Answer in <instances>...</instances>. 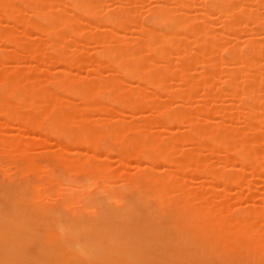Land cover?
I'll use <instances>...</instances> for the list:
<instances>
[{
	"label": "bare ground",
	"instance_id": "6f19581e",
	"mask_svg": "<svg viewBox=\"0 0 264 264\" xmlns=\"http://www.w3.org/2000/svg\"><path fill=\"white\" fill-rule=\"evenodd\" d=\"M52 1L59 0H48L46 7L42 5L38 8L34 7L37 0H0V15L13 23L23 24L27 29H38L41 38L46 39L59 28L57 23L60 22L64 25L59 29L74 30L77 20L94 16L91 10L104 0H65L75 14L66 16L57 11L53 14L46 13L44 21V18L28 19V13L24 18L14 11L15 2H21L30 6L32 13L37 14L43 7L45 11L49 10ZM124 1L129 3L130 0ZM244 1L207 0L205 9L210 8L223 17H220V23L217 22L219 25L216 26L207 13L204 14L206 18L203 16L205 19L197 21L189 14L194 0H158L156 5L148 9L150 15L144 25L141 21L131 19L129 5L126 8L119 2L114 4L112 9L116 8V13L101 18L103 25L125 29L129 24L135 23L133 25L139 27L140 36L135 37L136 40H132V43L124 40L123 43L111 46L106 40L110 33L94 34L95 38L92 36L94 39H91L90 36L91 41H88L98 43L101 48L97 47L99 50L95 49L93 57L90 55L91 59L88 61L95 63L94 65H108L121 76L133 77L136 85L124 94L119 93V87L114 85L110 76L87 83L72 77L75 74L71 72L72 65L85 60L84 48H77L79 51L73 53L66 51L63 46L49 49L44 44L39 45L37 39L40 37L35 39L23 32L20 33L21 36L15 37L8 26H0V41L12 46L11 52L3 56L4 59L15 61L19 54H29L40 56L39 65L61 63L64 69L58 68V74L54 77L52 75L50 78L53 79L46 82L55 85L58 92L73 94L80 100L77 102L80 107L69 111L74 109L73 102L61 99L55 91L39 90L37 86L39 102L32 96V82L39 83L44 79L28 77L23 74L25 72H18L12 67H0V82H4L0 88V126L6 130L4 133L0 132V264H264V226L257 225L264 221V205L228 211L224 197L211 200L206 192L208 187L215 189L214 186L212 188L215 181L219 183L217 188H221V184L225 186L231 183L232 174L225 172V176L220 171L218 174L215 172L218 170L213 167L203 171V167H200L202 158L199 163L189 162L197 156L199 149L207 147L210 154H215L221 144L223 148L219 150V155H215H218L219 160L226 157V153L222 154L221 151H226V139L230 135L225 136L224 124L222 128H217L216 125L215 129L207 122L193 120L192 107L188 105L193 92L203 91L200 100L202 103L199 105L212 101L219 94L217 88L209 82L212 79L211 65L209 62L202 65L204 69L199 72L203 79L201 84L196 83L195 77L194 82L192 75L184 73L179 78L180 87L172 89L162 83L169 67L167 62L162 64L159 71L144 73L139 58L140 53L146 49L156 53L165 35L176 36L177 32L182 33L181 36L191 35L195 38V47L180 56V61L175 64L176 68L184 70L187 64L202 58V54L213 46L220 32L227 29L229 32L233 27L236 31L234 33L232 29L231 35H236L239 30L244 34L243 25L240 24L242 29L234 27L237 15L248 20L250 26L244 27L246 31H250L245 34L264 31V0H253V3L256 1L260 6V11H250L248 3L252 0H247L248 3ZM171 5L178 6L179 9L173 11ZM34 14H30L31 17L37 18ZM138 27L135 29L138 30ZM252 30L254 31L251 32ZM149 33L159 36L151 44L148 43ZM23 36L26 37V44L20 45L18 39ZM254 36L248 40L244 35L242 40L246 42L247 39V42L242 44V49L229 50L222 58L226 64L225 70H228L227 77L225 76L229 80L225 90L227 98L232 99L231 101L234 98L239 102V88L243 93L239 104L252 111L261 100L254 93V87L258 84L254 77L257 69L255 65L259 61L256 58L260 55V59L264 58V48L259 36H255V39ZM114 39L119 41L118 37ZM171 46L178 48L177 44ZM15 47L19 53L13 50ZM83 47L86 49L87 46ZM240 65H246L243 71L245 70L244 77L248 83L245 82L247 85L244 88L233 81V74L239 70L237 67ZM76 76L82 77L78 74ZM19 77L24 78L29 85L19 83ZM151 84L154 85L152 89L155 88L166 97L147 103L151 93L149 96L144 95L142 89ZM230 99L229 104L226 101L227 106L233 104ZM59 101L62 103L61 108H58ZM171 101L176 103L167 110L166 105ZM112 104L120 106V111L122 109L127 112L149 108L150 115L146 117L145 114H138L139 117L133 115V118L131 113H127L132 119L127 116L126 120L123 119V116L126 117L124 111L120 112L117 108L114 112L120 116L119 121L109 120L103 124L100 119L96 123L89 121L87 112L112 108L109 106ZM224 104L220 105L218 112L226 108ZM4 119H9L11 124L7 125ZM151 123L155 128L183 123L187 125V130L183 133L179 129L171 130L172 132L167 130L170 132L168 139L155 141L148 136L155 134V131H145ZM13 128L18 132L11 133ZM44 134L56 136L55 140L62 143L63 147L54 153L38 152L35 149L29 154L28 140H39ZM211 135L216 136L215 143L210 142ZM42 140L45 141L44 138ZM263 140L264 131L258 141ZM45 142L53 143L48 140ZM183 142L189 146L184 148V144V149L179 147ZM77 144L83 145L86 152L68 150V147ZM238 150V153L240 150L243 152L241 155L237 153L238 159L245 165H250H247L250 171L246 170L251 175L264 173V158L260 159L254 150L244 146ZM237 151L231 152V155L234 156ZM83 153L85 156H82ZM113 154L120 156L121 167H113L108 163V157ZM231 155L225 159L236 156L232 158ZM130 160L139 163L135 170L126 168ZM204 160L202 163L206 162ZM164 162L180 166L179 177L187 170L190 171L183 167L193 163L195 169L193 167L192 170L196 174L204 173L210 177L207 181L209 184L188 187L178 183L174 181V172L159 168ZM242 170L241 177L236 181L237 185L243 181L242 176H246V170ZM249 192V199H252L255 193L253 190ZM193 201L196 204H192ZM233 255L237 257L231 258Z\"/></svg>",
	"mask_w": 264,
	"mask_h": 264
},
{
	"label": "rangeland",
	"instance_id": "374dc122",
	"mask_svg": "<svg viewBox=\"0 0 264 264\" xmlns=\"http://www.w3.org/2000/svg\"><path fill=\"white\" fill-rule=\"evenodd\" d=\"M127 1H129V0H127ZM133 1L130 0L128 3L124 0H104L100 4H97V6H95L93 8V10H91L92 14L94 16L83 18L81 21L77 20L78 24H75V26L73 28L74 30H67V29L61 30V29H59V28L63 27V25H64V23L60 22V23H57V25L59 26V28H58L59 30L56 29L55 31L51 32L54 34L50 33L51 35L49 34V36L46 39L41 38L42 35L38 29L37 30L27 29L23 24L20 25L18 23H13V22L7 20L8 18L7 19L5 17L3 18L1 15H0V26L1 25H2L1 27H3V25L8 26L9 29L12 32H14L15 37L18 35L21 36V34H22L21 32H23L26 36L29 35L32 38L35 37V39L37 37H40L37 39V41H39V45L44 44L49 49H55L59 46H63L66 51L73 53V52L79 51V50H77V48H82L81 50H83V48H84L83 51L85 52V56H84L85 60L76 64V65H72L71 72L75 73L74 76L72 75V77L76 80H79L80 82H86L87 83L89 81L90 82H97L98 79H100L102 77L105 78V77L110 76V77H112L111 79H112V82H114V85H117L119 87V90H120L119 93L124 94V92H129V91H127L128 89H132L134 87V85H136V83H137L136 80L133 77L121 76L117 70L113 71L114 68H112L113 70H111V68L108 67V65L107 66L106 65L99 66L96 64L97 65L96 66V65H94L95 63L91 64V61L90 62L88 61L89 58L91 57L90 55H92V54L94 55V53H95L94 50L95 49L99 50V48H101V47H99L100 45H97L98 43L97 44L94 42L91 43L90 38L94 39L96 36L94 34H97V33L100 34L103 32H107V33H110L108 35V37L106 38L108 45L112 46V45H115L117 43H123L124 40L128 41L129 43H132V40L134 42L136 40L135 37L136 38L139 37L140 34H139V27L138 26L135 27V25H136L135 23L129 24L131 22V20H130V22H128L129 25L125 29H120V28L114 27L112 25H109V26L105 25L104 26L103 22L100 20L105 15L116 13L114 11L116 8L112 9V7H114V4L116 5L119 2L122 5H124L126 8H127V5H129L128 8L130 7V10H131L130 13H131V19L132 20H134L136 22L141 21L142 25L146 24L147 18L149 17L148 15H150V12H149L150 10H148V9L151 8V6H154L155 3H158V0H137L134 2ZM206 1L207 0H194L195 3L193 2L194 4L192 7V10L190 7L189 14L192 17H194V19L197 21V19L198 20L201 18H202V20L205 19L207 17L205 15L207 13V15L210 16L209 19L211 21H213L215 23V26H216L218 20L221 17V14L217 13L214 10H211L210 8L207 9V7L205 9V2ZM244 2L248 3L247 0H245ZM253 2H254L253 0L249 1L248 9L250 11H255V9H258L260 11V6H258V3L256 4V1H255V3H253ZM46 3L48 4V0H37L34 7L40 8V6H42V5H45V7H46ZM51 5H49V6H51L49 8V10L45 11L46 9H43V8H45V7H43L42 9L39 10V12L37 14H34V13H32L30 6L25 5L24 3H21V2H15L14 11L19 13V14H22L23 15L22 17H24V18L26 17L25 14L28 13L27 14V16L29 15L28 19L40 20L41 18H44L43 21L47 18V14H53L56 11L63 14V15H66V16H68L70 14L71 15L75 14V11L71 9L70 4L65 0L52 1ZM172 8H174L173 11L179 9L178 6H175V7L172 6ZM47 9H48V6H47ZM262 9L263 8H261V10ZM112 10H113V12H112ZM208 12H210V13H208ZM30 14L31 15L32 14L37 15L38 17L32 18ZM203 16H205V18H203ZM221 18H223V17H221ZM247 21H246V18L244 16H238L237 15L236 19L234 21V25H236V26H234V25H232V26H234L235 28L237 26H239V28H240V27H242V26H240V24H241V25H243L244 31L249 32L250 30L248 27L250 25ZM218 23H220V21ZM133 24H135V25H133ZM237 24H239V25H237ZM90 25H93V26H90ZM217 25H219V24H217ZM244 25H248V27L247 26L246 27L248 28L249 31H246ZM137 27H138V30L135 29ZM230 28H231V26H230ZM230 28H229V30H230ZM77 29L79 31V34L82 33V34H80V37H79V34H77ZM232 29H234V28L232 27ZM240 29H242V28H240ZM84 31H86V33ZM230 31L228 32V29H227V30H225V32H220L219 35L217 34L218 36L215 38L216 40L214 41L213 46L210 48H207L205 50V52L202 54V58H199L198 61L191 62V63L187 64L185 66L184 70L176 68L175 64L180 61V56L185 55L191 49V47H195V44H193L195 38L191 35L181 36L182 33H179V32L176 33V36L165 35V36H163V38H162L163 42L157 48L156 53L153 54V53H151V50H147V49L140 53L139 58H140L141 63H142L141 69H142V71H144V73H147L148 71H151V70L159 71L160 69H162V64L167 62L169 67H168L167 72L165 73L166 76H165L164 80L162 81V83H164V85L173 89V88L180 87L181 81L179 78H180V75L181 74L183 75L184 73L187 75H192V78L195 77L197 79L196 80L195 78H193L194 82L196 80L197 84H201V80H203V79L201 78L199 72L202 70V68H203L202 65H204V62H209V64L211 65L210 71H211V75H212V79L209 82L211 83V85L214 88H217L216 90H218L219 94H217V96H215V98L212 101L205 102V103L199 105V103H202L200 100L202 99L201 93L203 91H200L201 93H198V91H196L201 97H199V95L196 94V92H193V95L189 98V104H188L190 107H192V110H191L192 115L191 116H192L193 120L198 121V122H207L210 124V126L212 125L213 127H215V129H216V125H217V128H220V127L222 128L223 124H224L225 127L223 128V130H224L225 136L230 135V138L226 139V140H228V142H227L228 147L226 148V151H223V150L221 151L222 154L226 153V157L231 155L232 153H234L235 150L237 151L239 148L242 149V146H244V147H247V148L254 150L256 152V154L260 157V159H263L264 158V140L259 142L258 139H259L260 134L264 131V58L260 59V58H262L261 55H260L261 57L260 56H257V58L255 57L256 59H259V61H258L257 65H255L257 67V69L255 70L254 77L258 81V84L256 85V87H254V89H255L254 93L257 96H260L261 100L257 104H255V106L253 107L254 111H252L250 108H247L246 106L244 107V105H242V104H239V102L242 101L241 95H243L242 90H240L239 88H238L239 90L237 89V95L239 96V97L238 96L237 97L238 98L241 97L239 99L240 100L239 102L236 101V99L234 100V98H233V101H231L232 99L227 98L228 94L225 93V90L227 87L226 82L229 81V80H226L228 70L227 71L225 70L226 64L224 63L222 58L225 57V55H227L226 53L229 50L238 51V50L242 49V44H245L247 42L246 38H248V40H249L250 38H252V35H255L257 38L259 36L258 39L264 48V31L252 30L251 32H253V31L254 32L252 34L246 33L247 35L245 34V32L243 34L241 32V30H239L236 33V35H234V34L231 35ZM232 31L234 32V31H236V29H234ZM91 32L93 34H91ZM239 32H241V33L239 34ZM58 33H61V34H58ZM84 34H86V35H84ZM87 34L88 35L90 34V35L88 36ZM149 34H150V36H148L149 37V40H148L149 44H151V42L154 38L159 37L156 33H153V34L149 33ZM81 35H83V36H81ZM244 35H245V37L247 36L245 38L246 42H244V40H242L244 38ZM92 36H94V38ZM255 36L253 37L254 39H255ZM84 37H86V38H84ZM87 37H88V39H87ZM114 37L115 38L118 37L119 41L116 42ZM25 39H26V37L23 36L22 38L18 39L19 40L18 43L20 45H25L26 44L24 42ZM88 40H90V41H88ZM242 41L244 43H242ZM172 44H177L178 48H176V49L173 48L171 46ZM83 45L87 46L86 49H85V47H83ZM97 47H99V48H97ZM11 50H12L11 45H9L8 43L0 41V55H1L0 56V67H3V69H7V68L11 69V67H12V69H14L18 72H25L23 74H25L28 77L33 76V77L39 78L41 80L44 79L45 81H40L39 83L38 82H32V87H31L32 96L35 97L39 102H40V98L36 94L37 86H39V90H43V91H47V92L55 91L61 99H68L71 102H73L74 103V109H69V111H74V110H76L75 108L80 107L77 104V102L80 101V100H77L79 98L78 96H74L73 94H70V93H60L56 90L55 85L49 84L46 82L47 80L53 79L50 77H52V75L54 77V75L56 73L58 74L59 69H64L63 65L61 63H51V64H48L46 66L39 65V57L40 56L36 57V56L31 55L32 56L31 57L29 54H28L29 56L28 55L26 56V54H24L25 56L19 54V56L15 57V59H14L15 61H13V60L10 61V60L4 59L3 56L10 53ZM13 50L16 53H19L18 49L16 47ZM93 55H92V57H93ZM169 58H170V60H169ZM202 62H203V64H202ZM245 67H246V65L238 66L237 68H239V70L235 71V73L233 74V81L237 82L241 88H244V86L247 85V84H245L247 78L244 77V74H245L244 71L245 70L243 71V69H245ZM28 69H30L31 72ZM33 69L35 72L33 71ZM32 72H34V73H32ZM76 73L82 77L78 78L76 76L77 75ZM198 73H199V75H198ZM244 79H245V81H244ZM17 81L19 83H22V85H29L24 78L19 77L17 79ZM155 81H157V80H155ZM77 83L80 84L79 82H77ZM246 83H248V82H246ZM3 85H4V82L1 81L0 82V88H2ZM152 86L154 87L153 84H151V86L146 85V88L142 89V92L144 95L149 96L148 94L151 93L150 98L147 100V103L150 102L151 100L166 97L165 95H162L160 93V91H157L155 88H153L154 89L153 90ZM139 87L141 88L140 85H139ZM140 88H139V90H140ZM194 93L196 95H194ZM105 94H106V92H105ZM76 97H78V98H76ZM235 97H236V95H235ZM228 99H230V102H233V104L227 106V103L229 104ZM57 100H59V99H57ZM198 100L200 102H198ZM226 101H227V103H226ZM58 103H59L58 108H61L62 107L61 101H59ZM175 103H176L175 101H171L169 104H167L166 105L167 110H169L170 108H173L174 107L173 105H175ZM222 103L223 104L226 103V104H224V105H226V108L224 110L218 112L217 110H218V108H220V105H222ZM109 106L110 107L112 106V108H108V109L106 108L104 110H92L90 112H87L88 117H89V121H93L94 123H96L98 121V119H100V120H102L101 121L102 124L108 122L109 120L119 121L118 117H120V116L117 115L118 114L117 112H116L117 114H115L114 110L117 111V108H118V110L120 111V106L113 105V104L109 105ZM140 109H137L133 112H127L125 110H123L124 111L123 112L121 109L120 112H123V114L125 113L126 117H124L123 115L122 116H123V119L125 118L126 120H127V116L129 117V115H130V114L126 115L127 113H131L130 116H132L133 118H134V116L139 117V115L143 116L144 114L146 115V117L150 115V111H148L149 108L148 109L146 108V110L141 109L142 111ZM43 111H45V110H43ZM81 111H82V109H81ZM199 111H201V112H199ZM151 114H153V113H151ZM151 117H148V118H151ZM230 117H232V118H230ZM129 119L131 120L132 118L129 117ZM228 119H230L231 122L227 121ZM4 120H5L7 125L11 124V121L9 119H4ZM122 123H124V122H122ZM153 126L154 125L152 123L148 124L145 131L146 132H149L152 130L155 131V134L148 135L155 141H163V140L165 141L166 139H168V137L170 135L169 133L172 132L173 130L178 131L177 129H179L180 133H183L184 131L187 130V128H186L187 125L186 124L184 125L183 123H181L180 125L179 124L178 125L172 124V126L171 125H169V126L163 125L159 128H155ZM167 130H170V132H168ZM5 131L6 130H4V128L2 126H0V132L4 133ZM10 132L16 133L18 131L16 128H13V129H11ZM2 135H4V134H2ZM140 135H142V134H140ZM5 136H9V135H5ZM42 137H43V135L41 136V138ZM19 138H21V137H19ZM41 138L39 140H34V139L28 140L30 142L27 145V146H29L28 147V153L29 154H31L33 151H36L37 149H38L37 150L38 152L39 151H45V152L54 153V152L59 151L63 147L62 143L59 144L58 141L55 140L56 136H54V135L44 134V137H43L45 141L48 140V141L53 142L52 144H46V142L42 140L43 138L42 139ZM199 140H200V138H199ZM209 140H210V142L215 143L216 142V136L211 135ZM184 144H186V145H184ZM183 145H184V148H185V146H187V147L189 146L187 143L183 142L179 147L183 148ZM218 145H220V144H218ZM210 146H211V143H210ZM203 147H205V146H203ZM206 148L205 149L204 148L199 149L198 150L199 153L197 154V156H194L195 158H193L189 162L196 161L197 163H199V161L201 162L200 158H202L203 160L206 159L205 163H202L205 160L204 161L202 160V162L200 163L201 164L200 167L201 166L203 167L202 168L203 171L208 169V168L212 169L211 167H213L214 169L218 170V171H215L216 173H218L220 171L221 173H224L225 176L227 175L226 173H230V174H232V178H233V179L231 178V180H232L231 183H228L225 186H224V184L223 185L221 184L220 186H222L223 188L222 187L217 188L219 186V183L216 181L213 182L212 188L215 187V189H211V187L210 188L208 187L207 188L208 191L206 192V194L208 195V197L211 200H217L220 197H224L225 203H226L225 207L228 211H234V210L240 211V210L248 209V208H250L249 206H251V205H254V206L256 205L258 207H261V205H264V173H261L258 175H254V174L251 175L249 173V171H250L249 167H247V165L248 166H250V165L249 164L245 165L241 161V159H238V156L241 155L240 153L243 154V152H241V150L239 153H238L239 150L236 152V154H235L236 156L239 154L237 157L234 155L236 158L233 155H231L232 158L234 157L233 159H225L226 158L225 157V158H222L219 160L218 159L219 157L217 158V156L220 153L219 150L221 148H223L222 144H221V148L217 149L219 153L218 152L215 153L218 155H215L214 153L210 154L209 150ZM211 148H212V146H211ZM214 149H215V147H214ZM68 150H71L72 152L73 151L75 152L76 150L86 152L85 147L83 145H80V144L72 145V146L68 147ZM224 150H225V147H224ZM243 151H244V149H243ZM210 152H211V150H210ZM212 152H214V151H212ZM71 154L78 156L75 153H71ZM83 154H82V156H85V154L84 155ZM222 157H223V155H222ZM196 162H194V163H196ZM108 163L111 164L110 166H113V167L114 166L117 168L121 167L120 156L116 155V154H113L112 156L110 155L108 157ZM127 164L128 165L126 166V168L128 170H135V166L139 165V163L136 164V162L134 160L128 161ZM145 164L146 163H144V165ZM158 164H159V162H158ZM191 164L192 165H187V166L183 167L185 169H190V171L187 170L188 172H186L185 174L183 173L182 176H180V177L178 176V171L181 170V167L178 166L177 164L176 165L180 169H178L177 166H175L174 164H171L170 162H164L163 164H161V166L159 168L163 167L165 169H168V170L174 172L175 173V180L174 181H176L178 183H182L185 186L188 185V187H190L191 185L192 186L208 185L209 183H207V181H209L210 177L206 176V174H204L203 172H202L203 173L202 175L196 174L197 172L193 171L195 169V167H194L193 163H191ZM192 168H193V170H192ZM242 169L243 170L248 169L249 171L246 170V173H245L246 176L243 175L242 176L243 181L241 182L240 185H237L236 181L238 178L241 177V174H242L241 170ZM212 172H214V171H212ZM247 174H250V175H247ZM191 189H193V188L191 187ZM251 190H253L255 194H253L254 197H252V199L251 198L249 199L250 196L247 193ZM193 203L196 204L195 201H193L192 204ZM258 224L261 226H264V221L262 220V221L258 222L257 225ZM236 257H237V255H233L231 258H236Z\"/></svg>",
	"mask_w": 264,
	"mask_h": 264
}]
</instances>
